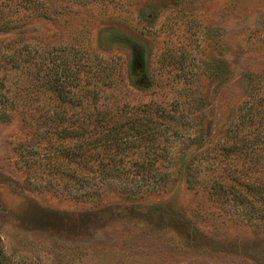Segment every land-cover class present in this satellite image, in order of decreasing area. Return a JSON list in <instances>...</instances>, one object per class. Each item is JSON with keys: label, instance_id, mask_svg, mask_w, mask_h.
<instances>
[{"label": "rangeland", "instance_id": "rangeland-1", "mask_svg": "<svg viewBox=\"0 0 264 264\" xmlns=\"http://www.w3.org/2000/svg\"><path fill=\"white\" fill-rule=\"evenodd\" d=\"M44 1L50 19L39 18L40 10L15 7L21 0H0V17L24 16L34 38L28 42L47 46L53 59L64 46L66 52L75 43L76 49L91 44L132 66L126 80L135 85L128 96L133 102L204 94L213 133L232 106L248 97V75L264 73V0ZM13 41L14 35L0 34V52L8 53ZM216 59L231 71L222 83L211 74ZM8 78L17 95L30 86L15 71ZM42 95L11 110L8 119L0 117L5 264H264V162L243 175L242 161H221L222 168H236L235 177L245 184L255 180L257 190L230 181L236 191L217 200L184 183L136 197L103 185L97 202L78 199L65 187L67 178L50 172V145L58 143L50 124L31 119L67 105ZM25 152L36 162L25 164Z\"/></svg>", "mask_w": 264, "mask_h": 264}, {"label": "trees", "instance_id": "trees-1", "mask_svg": "<svg viewBox=\"0 0 264 264\" xmlns=\"http://www.w3.org/2000/svg\"><path fill=\"white\" fill-rule=\"evenodd\" d=\"M14 5L40 10L39 18L50 19L44 12V0H21ZM16 13L0 17V34L15 36L8 53L0 52V117L8 119L11 110L38 101L41 92L45 101L67 105L52 112L47 109L31 119L39 122L42 118L50 124L58 140L50 145L54 148L48 163L50 172L67 178L65 187H71L78 199L97 202L103 185L136 197L171 192L184 183L196 194L201 189L210 200L236 191L230 181L244 185L245 191L256 189L255 180L245 184L235 177L236 168H222L220 162L231 165L242 161L243 175L264 162V73L248 75V97L232 106L225 123L213 133L206 123L204 94L192 91L169 102H133L128 96L130 86L135 85L126 80L132 66L120 63L113 55L106 56L102 53L106 50L101 52L91 44L76 49L75 43L66 52L67 47L60 45L63 50L53 59L47 55V46L42 47L37 40V44L28 42L34 38L24 28V16ZM211 65L218 83L231 73L222 60ZM11 71L26 76L30 86L24 93L17 95L11 89ZM27 153L23 154L25 164L35 163ZM259 185L264 201V182ZM0 261L6 263L1 249Z\"/></svg>", "mask_w": 264, "mask_h": 264}]
</instances>
